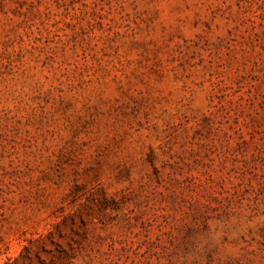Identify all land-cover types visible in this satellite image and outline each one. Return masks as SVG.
Wrapping results in <instances>:
<instances>
[{"label": "rangeland", "instance_id": "obj_1", "mask_svg": "<svg viewBox=\"0 0 264 264\" xmlns=\"http://www.w3.org/2000/svg\"><path fill=\"white\" fill-rule=\"evenodd\" d=\"M0 264H264V0H0Z\"/></svg>", "mask_w": 264, "mask_h": 264}]
</instances>
